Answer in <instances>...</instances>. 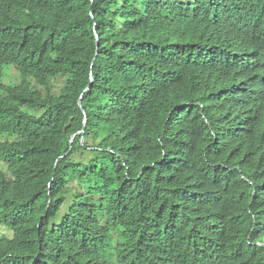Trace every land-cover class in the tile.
I'll return each mask as SVG.
<instances>
[{
    "label": "trees",
    "instance_id": "trees-1",
    "mask_svg": "<svg viewBox=\"0 0 264 264\" xmlns=\"http://www.w3.org/2000/svg\"><path fill=\"white\" fill-rule=\"evenodd\" d=\"M0 227V264H264V0H0Z\"/></svg>",
    "mask_w": 264,
    "mask_h": 264
},
{
    "label": "rangeland",
    "instance_id": "rangeland-1",
    "mask_svg": "<svg viewBox=\"0 0 264 264\" xmlns=\"http://www.w3.org/2000/svg\"><path fill=\"white\" fill-rule=\"evenodd\" d=\"M6 69L7 68H5V70ZM4 80L10 81V82H18L19 81V75L17 74V72L15 71V69L13 67H10L7 71V75L4 77ZM57 87H59V83H58ZM1 231H2V227H0V232Z\"/></svg>",
    "mask_w": 264,
    "mask_h": 264
}]
</instances>
